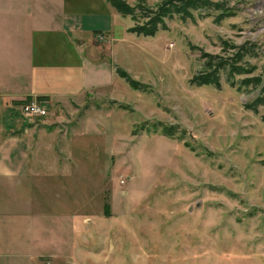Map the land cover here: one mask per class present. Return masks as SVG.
<instances>
[{
	"label": "rangeland",
	"instance_id": "rangeland-1",
	"mask_svg": "<svg viewBox=\"0 0 264 264\" xmlns=\"http://www.w3.org/2000/svg\"><path fill=\"white\" fill-rule=\"evenodd\" d=\"M159 2L143 0L150 7ZM228 5L234 14L220 21L216 10H191L185 19L165 18L166 28L152 36L128 33L136 23L129 15L110 17V27H127L124 37L108 38L113 65L146 87L134 89L116 76L108 94L90 100L110 113L89 145L74 146L76 156L87 159L76 178L54 179L63 183L54 188L44 178L40 195L32 193L39 179L0 177V198L14 209L35 195L46 200L39 244L46 249L19 255L3 250L7 225L1 222L0 264H264V104L257 112L247 109L261 86L241 83L251 75L264 80V0ZM224 43H247L239 64L254 67L251 74L228 81L221 72L218 87L191 84L203 68V53L235 50ZM47 108L49 116L60 114ZM36 118L20 113L14 120ZM163 127L174 132L166 135ZM75 180L76 197L85 201L81 207L75 200L72 209L85 215L75 216L72 227L69 215L51 214Z\"/></svg>",
	"mask_w": 264,
	"mask_h": 264
},
{
	"label": "crops",
	"instance_id": "crops-1",
	"mask_svg": "<svg viewBox=\"0 0 264 264\" xmlns=\"http://www.w3.org/2000/svg\"><path fill=\"white\" fill-rule=\"evenodd\" d=\"M112 8L106 0H0L1 178L39 179L32 193L41 195L44 178L54 188L63 184L54 179H72L86 171L87 159L77 157L74 146L89 145L108 120L104 113L110 110L96 108L90 100L108 94L113 87L111 80L118 76L108 38L114 42L127 34L124 25L114 22L109 26L110 17L117 21L118 13ZM100 33L105 39H97ZM26 98L42 100L46 107L60 109V114L49 116L48 112L28 123L17 122L14 119L20 112L15 105ZM94 113H100L97 119L90 117ZM74 184V188L64 189L66 195L56 200L61 208L51 214L69 215L72 227L76 226L75 216L85 215L72 209L85 201L77 199L76 180ZM72 193L74 199L69 197ZM45 202L35 195L26 207L14 209V203L0 198V216L5 211L0 225H7L6 235L2 231L3 250L19 255L25 250L34 253L46 249L39 247L44 237ZM34 216L36 219L31 220Z\"/></svg>",
	"mask_w": 264,
	"mask_h": 264
},
{
	"label": "trees",
	"instance_id": "trees-1",
	"mask_svg": "<svg viewBox=\"0 0 264 264\" xmlns=\"http://www.w3.org/2000/svg\"><path fill=\"white\" fill-rule=\"evenodd\" d=\"M106 1L109 2L117 12L123 15H129L135 20L136 23L129 27V32L144 36H152L157 30L165 29V18H172L173 15H178L182 19L191 17V10H216L218 12L216 15L217 21L234 14V7L228 5V0H160L155 7L145 5L143 0H138L135 5H130L124 0ZM224 44L226 45L227 43ZM246 45L247 43H242L240 45L227 44L226 46H231L230 48L235 49L231 55L228 56L203 53V68L193 74L190 78V83L197 86L214 85L218 87L220 86L221 72L226 74V80L228 81H230L235 74H251L254 67H244L242 64H239L243 56L249 52ZM249 50L253 49L249 48ZM114 70L130 87L139 90H143L146 87V85L131 78L122 68L114 65ZM241 83L245 86H261L260 94L254 100L244 104L247 109L257 112V107L264 104V80L258 75H251L243 78ZM26 100H30V98H26ZM262 119L264 121V116ZM173 132L174 131L171 129L163 127L164 134L167 135ZM108 207V203H105L104 212H106Z\"/></svg>",
	"mask_w": 264,
	"mask_h": 264
},
{
	"label": "built area",
	"instance_id": "built-area-1",
	"mask_svg": "<svg viewBox=\"0 0 264 264\" xmlns=\"http://www.w3.org/2000/svg\"><path fill=\"white\" fill-rule=\"evenodd\" d=\"M15 108L24 116L28 117H44L48 114V109L42 100L30 99L23 100L15 105Z\"/></svg>",
	"mask_w": 264,
	"mask_h": 264
}]
</instances>
